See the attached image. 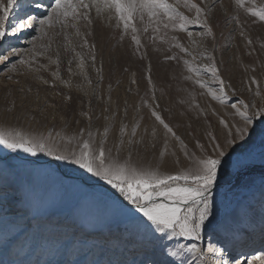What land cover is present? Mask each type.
<instances>
[{"label":"rangeland","instance_id":"374dc122","mask_svg":"<svg viewBox=\"0 0 264 264\" xmlns=\"http://www.w3.org/2000/svg\"><path fill=\"white\" fill-rule=\"evenodd\" d=\"M50 2L51 0H20V5L6 22L8 34L0 39V126L16 127L26 134L46 135L51 131L55 135L59 131L63 136L65 133L71 134L81 127H86L88 121L80 116V112L90 111L93 115V130L99 129L103 132L106 123L103 117L116 112L113 120L108 122L110 128L108 144L112 145L118 143L119 127L124 116L126 101L128 111L125 123L130 127L134 120L141 123L139 131H143L145 126L149 130L152 127L158 129L156 141H152L151 136L148 135L144 137L142 143L132 146L133 161L138 164L154 165L162 172L174 173L185 168L189 162L178 152L180 162L176 163V157L171 155L173 141H169L168 152L163 157L160 156L163 151L159 136L162 128L150 116L147 107L140 108L142 99L152 103L153 89L146 79V65L150 61L156 103L159 105L157 110L177 134L189 144V148H192L193 137H201L209 125H211L210 130L217 132L223 138L224 129L219 124V117L222 116L225 120L231 121L230 105H221L213 101L207 88H201L193 80L185 79L193 73L187 72L183 59L192 61L193 65L207 64L208 59L197 55V58L192 60V57L185 56L175 48L170 52H156L153 50L154 45L151 40L145 37L148 57L140 60L132 54L128 38L118 44L120 31L94 16V23L90 26L92 35L89 36V42L95 44L96 62L95 66L91 61L86 64L87 77L92 80V84L89 85L86 83L85 76L77 68L73 53L64 50L62 36L50 31L49 37H43L38 23L15 34L11 32V25L19 20L14 19L17 10L21 11L19 17L24 13L25 16L22 18L33 17L39 21L48 11ZM3 3L6 4L7 0H3ZM215 3L216 9L212 16L215 41L199 36L201 29L195 25L190 26V30L193 32L196 43H192L184 32L169 33V36L177 35L180 43L194 50V55L204 49L215 55L221 77L231 86L226 90L230 95L233 90L235 91L236 96L231 102H235L236 98H244L262 104L264 103V49H261L260 45L264 43V24L260 22L252 24L253 18L243 9H236L234 0H215ZM256 3H264V0H256ZM235 16H238L241 24L244 25L246 35L251 36L253 40L251 46L239 36L241 28L235 23ZM33 37L36 39L33 40ZM50 40L51 48L45 51L44 45ZM73 42L78 43L75 39ZM155 47L167 49L169 46L157 42ZM57 50L60 54L58 66L49 60V56L52 60L56 59ZM77 50L80 51L79 48ZM39 51H45L43 56L37 57L39 64L45 67L37 71L36 61H33L31 68L20 62L19 54L22 53L23 59L29 61ZM84 52L87 55V49ZM11 53L17 55H11ZM5 55L8 56L7 60L3 59ZM164 55H177L182 59L165 61ZM70 60L73 61L71 65H69ZM69 67L72 69L71 72L68 71ZM252 68H255V72L251 71ZM97 69L101 71L98 72ZM245 69L249 71L246 73ZM101 75L103 79L99 80ZM252 75H255L259 81L261 96H254L253 92L248 90V78ZM202 76L209 82V86L216 88V84L211 82L210 75L202 74ZM132 79H135L136 83H131ZM43 80H48L49 83L44 84ZM63 81H68L69 86H66ZM252 88L254 91L255 86L253 85ZM29 89L31 91H28ZM85 91L87 95L84 94ZM65 95L72 97L67 104L63 100ZM13 100H15V108H12ZM193 102L199 104L204 111L198 112ZM105 107L109 108V113L104 112ZM137 108H140L139 113L136 111ZM213 110L218 115L213 114ZM140 117L143 119L140 120ZM136 139H140L139 134ZM60 146L63 147V143ZM253 152L258 159L260 154L264 153V145L259 140L253 145ZM127 153L128 145L125 143L119 155L121 158H126ZM25 157L35 163H26ZM49 165L56 171L35 174H29L27 171V169L46 168ZM253 179L254 183L248 189L228 191L226 186L223 190L226 194L227 208L221 209L218 215V223L221 226L214 232L205 233L204 239L197 242L204 249L209 262L218 260V254L212 253L210 248L222 247V243L217 241L224 239L223 226L233 224L232 218L226 216V212L237 202L245 208L251 205L248 215L250 220L255 221L250 225L252 243L248 246H242L244 244L238 246V242L230 245L224 253V259H229V253H231L232 257L243 261L245 257L252 258L264 251V234H261L259 228L264 181L260 176H255ZM87 192L92 193L94 201L110 212L113 219L105 225L104 237L93 236V245L90 247L92 250L90 249L88 258L82 264H142L148 257L160 259L162 245H167L165 251L170 252L180 245L190 243L183 237L168 239L167 235L162 233L156 235L163 239L147 243L150 238L143 231L137 230L135 223L130 222V218L114 201L120 200L127 208L132 206L103 181L92 177L76 165H70L69 162L53 161L51 157L43 154H40L37 159L22 151L15 152L0 145V262L3 261V253L6 250L14 264H76L85 245V224L78 201L84 199V194ZM30 195L35 196L36 208L44 214L45 219L42 223L38 222V217L33 224H28L27 218L29 213H32ZM140 215L136 213L137 217ZM58 221L61 224H57ZM125 227L132 233L131 239L122 234ZM17 234H19L18 238L8 245L9 240ZM69 240L72 246L70 251H65L64 245ZM130 243L134 244L131 247L134 250H131L130 255L119 257L120 255L113 254L118 247L124 248ZM142 244L145 249L138 251V255H134ZM185 256L187 261H195V264H199V258L193 257L190 253L169 258L179 262Z\"/></svg>","mask_w":264,"mask_h":264},{"label":"snow or ice","instance_id":"6c2138e0","mask_svg":"<svg viewBox=\"0 0 264 264\" xmlns=\"http://www.w3.org/2000/svg\"><path fill=\"white\" fill-rule=\"evenodd\" d=\"M234 4L236 9H243L253 18L252 24L257 22L264 24V3L257 4L256 0H234ZM19 5L20 0H7L6 4L0 0V12H2L0 15V39L7 36L6 22ZM215 9V0H198V2L197 0H51L48 11L39 21L33 17H27L21 18L11 25L12 34L38 23L43 37H49L50 31L55 35L62 36L65 44L64 50L73 53V60L77 61L76 66L85 76L86 83L89 85L92 84V80L87 77L86 64L91 61L95 66L96 62L95 44L89 42V36L92 35L90 26L94 23V16L120 31L118 44L128 38L132 54L140 60L148 57L145 37L151 40L154 45L153 50L156 52H170L175 48L185 56L192 57V60H195L197 55L208 59L209 63L203 65H193L192 61L183 59L187 72L193 73L191 76H186L185 79L193 80L201 88H207L213 101H217L221 105H230L232 119L228 121L222 116L219 117V124L224 129L223 138L217 132L210 130L211 125H209L201 137H193L191 149L189 144L177 134L163 118L161 112L157 110L159 105L156 103L155 84L151 77V62L149 61L146 65L147 83L153 89L152 103L142 99L140 108L147 107L150 116L162 128V133L159 136L162 140L163 151L160 156L163 157L168 152L169 141H173L171 155L176 157V163L180 162L178 152L189 162L185 168L174 173L162 172L154 165L138 164L133 161L132 146L142 143L144 137L148 135L151 136L152 141H156L158 129L152 127L149 130L145 126L143 131H139L141 123L134 120L131 127L125 123L128 111L126 101L124 116L119 127L118 143L112 145L108 144L110 132L108 122L113 120L116 112L103 117L106 122L103 132L99 129L93 130V115L90 114V111L80 112V116L88 121L86 127H81L71 134L65 133L63 136L59 131L55 135L51 131L46 135L43 133L26 134L16 127L0 126V145L5 148L15 152L22 151L37 159L40 154H43L51 157L53 161L69 162L70 165L78 166L79 169L115 189L119 196L132 207H125L120 200H115L114 203L119 205L130 218V222L135 223L137 230L143 231L150 238L147 243L163 239V237H157V233L166 234L168 239L183 237L190 241L187 245H180L176 250L170 252L165 251L167 245H162L160 259L148 257L142 264H185L186 256L179 262L169 258L181 257L184 256V253H190L193 257L199 258V264H257V262L264 264V251L252 258L245 257L243 261L232 257L231 253H229V259H224V253L230 245L237 242L246 244L252 236L250 225L255 221L249 219L250 204L245 208L237 202L226 212V216L232 218L233 224L223 226L224 239L217 241V243H222V247L210 248L212 253L218 254V260L214 259L209 262L204 249L197 243L204 239L205 233L214 232L221 226L218 223V215L221 209L227 208L226 194L223 191L226 186L228 191L248 189L254 183L253 177L257 172L264 181V153H261L258 159L253 152V145L257 140L264 145V103L257 104L253 100L244 98H236L235 102H231L232 98L236 96L235 91L233 90L230 95L226 90L231 86L226 84L221 77L215 55L209 53L207 49L194 55V50L180 43L177 35L169 36V33L184 32L192 43H196L193 39V32L190 30V26L195 25L201 29L198 33L199 36L215 41L212 23ZM234 20L241 28L239 36L245 40L247 45L251 46L253 40L251 36L246 35L244 25L241 24L239 17L235 16ZM35 39L36 37H33V40ZM74 39L78 43L74 44ZM157 42L167 44L169 47L167 49L155 47ZM260 47L264 49V43ZM50 48L51 40L44 45L45 51ZM85 49H87V55H85ZM45 51H39L29 61H25L21 53L19 54L20 62L31 68L33 61H36L38 71L39 68L45 66L39 64L37 57L43 56ZM11 55L17 54L11 53ZM55 56V60H52L51 56H49V60L58 66L60 62L58 50ZM3 59L7 60L8 56L5 55ZM163 59L165 61L180 60L182 57L164 55ZM72 62L70 60L69 65ZM68 71H72L71 67ZM97 71L100 72L101 69H97ZM248 71L245 69L246 73ZM251 71L255 72V68H252ZM202 74L210 75L211 82L216 84V88L209 86V82L203 79ZM54 75L56 74L54 73ZM102 79L103 76H99V80ZM248 79V90L252 91L254 96H261L260 84L256 76H249ZM43 83L48 84L49 81L43 80ZM63 83L69 86L68 81H63ZM131 83H136L135 79H132ZM253 85L255 86L254 91ZM21 91L24 90L21 89ZM84 94L88 93L85 91ZM71 99V95L63 97L65 104ZM11 103L12 108H15V100ZM193 104L198 112L204 111L199 104H195V102ZM140 108L136 109L137 113ZM6 110L11 111V109ZM104 112L109 113V108L105 107ZM213 114L218 115L215 110H213ZM142 119L140 117V120ZM138 134L139 140L136 139ZM62 143L63 147L60 146ZM125 143L128 145L127 157L121 158L119 154ZM153 146L155 145L153 144ZM24 159L28 164L35 163V161L27 160V157ZM27 171L29 174H35L56 171V169L49 165L46 168L27 169ZM81 186L85 188L83 185ZM102 195L105 196V194ZM260 204L259 228L261 234H264V198ZM137 212L141 214L140 217L136 216ZM122 234L128 239L132 237V233L127 227L123 229ZM187 264H195V261H187Z\"/></svg>","mask_w":264,"mask_h":264},{"label":"bare ground","instance_id":"6f19581e","mask_svg":"<svg viewBox=\"0 0 264 264\" xmlns=\"http://www.w3.org/2000/svg\"><path fill=\"white\" fill-rule=\"evenodd\" d=\"M19 8V7H18ZM20 9L16 11V15L14 16V19L16 20L17 18L20 20L22 18V16H25L24 13L20 16ZM13 19V20H14ZM30 200L32 201L31 203V207H32V213H29V217L28 219V224H33L36 219L39 217V223H42V221L45 219L44 218V214L43 212L40 210H38L36 208L37 204H36V198L34 195H30ZM35 202V203H34ZM85 202V203H84ZM80 204V205H79ZM78 205H79V210L82 213L83 216V223L85 224V229H84V246H83V250H82V254L81 257L78 259L76 264H82L85 262V260L88 258L89 252H90V247L93 245V236L98 235L97 237H104V229H105V225L107 224L108 221H110L112 217V215L110 214V212H107L102 205H100L98 202L94 201L93 199V195L91 192H87L86 194H84V199H80L78 201ZM40 214V215H39ZM57 224H61V222L58 221ZM18 235H15V237L11 238L8 242V245L12 244L14 242V240L16 238H18ZM70 240L64 245L65 246V251H70L71 248V244H69ZM252 243V240L250 239L246 244L242 245V246H248L249 244ZM143 245V246H142ZM140 245L141 247L139 249H137L136 253L134 255H138L140 250H144V244ZM241 244L238 243V246H240ZM134 246L133 243H130L129 245L125 246L124 248L118 247L117 251L115 253H113L115 256L120 255L124 256L125 255H130L131 254V247ZM120 248V249H119ZM92 250V249H91ZM120 252V253H118ZM124 255H121V254ZM133 254V253H132ZM0 264H14L11 259H10V255L9 253L5 250L3 253V261L0 262ZM131 264V263H130Z\"/></svg>","mask_w":264,"mask_h":264},{"label":"trees","instance_id":"16d2710c","mask_svg":"<svg viewBox=\"0 0 264 264\" xmlns=\"http://www.w3.org/2000/svg\"><path fill=\"white\" fill-rule=\"evenodd\" d=\"M255 176H260L259 172H257V174ZM255 176L253 178H255ZM261 177V176H260Z\"/></svg>","mask_w":264,"mask_h":264}]
</instances>
